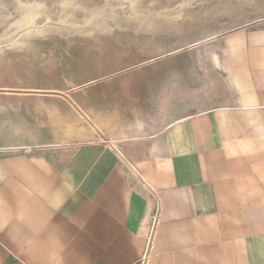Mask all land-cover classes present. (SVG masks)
<instances>
[{
    "label": "crops",
    "instance_id": "crops-1",
    "mask_svg": "<svg viewBox=\"0 0 264 264\" xmlns=\"http://www.w3.org/2000/svg\"><path fill=\"white\" fill-rule=\"evenodd\" d=\"M221 45L232 93L155 140L0 148V264H264V28Z\"/></svg>",
    "mask_w": 264,
    "mask_h": 264
},
{
    "label": "rangeland",
    "instance_id": "rangeland-1",
    "mask_svg": "<svg viewBox=\"0 0 264 264\" xmlns=\"http://www.w3.org/2000/svg\"><path fill=\"white\" fill-rule=\"evenodd\" d=\"M245 25L264 0H0V148L157 139L227 100L221 38Z\"/></svg>",
    "mask_w": 264,
    "mask_h": 264
},
{
    "label": "bare ground",
    "instance_id": "bare-ground-1",
    "mask_svg": "<svg viewBox=\"0 0 264 264\" xmlns=\"http://www.w3.org/2000/svg\"><path fill=\"white\" fill-rule=\"evenodd\" d=\"M214 32V31H213ZM215 33V32H214ZM214 59H215V62L218 64V65H220V60H219V57L216 55V54H214Z\"/></svg>",
    "mask_w": 264,
    "mask_h": 264
}]
</instances>
